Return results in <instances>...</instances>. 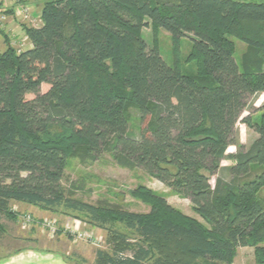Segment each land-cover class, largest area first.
<instances>
[{"label":"trees","instance_id":"trees-1","mask_svg":"<svg viewBox=\"0 0 264 264\" xmlns=\"http://www.w3.org/2000/svg\"><path fill=\"white\" fill-rule=\"evenodd\" d=\"M37 1L41 24H22L29 48L17 50L0 30V239L2 216L16 219L18 202L106 230L107 248L90 264H230L239 247L264 262V111L240 119L264 93V0ZM149 26L175 43L189 37L197 72L148 47ZM228 36L247 47L240 63ZM131 106L147 120L138 135ZM238 121L257 133L246 150ZM104 152L189 199L206 224L143 186L133 195L147 213L68 195V158Z\"/></svg>","mask_w":264,"mask_h":264},{"label":"rangeland","instance_id":"rangeland-1","mask_svg":"<svg viewBox=\"0 0 264 264\" xmlns=\"http://www.w3.org/2000/svg\"><path fill=\"white\" fill-rule=\"evenodd\" d=\"M32 1H36L38 6L35 4V7L40 10L41 2ZM7 2L9 5L11 4L10 0H7ZM0 8H2V3H0ZM12 19H9V21L19 23L17 22L18 19ZM25 25L32 26V23L26 21ZM34 25H40L38 18L35 20ZM2 37L0 34V49L4 46ZM142 37L148 47L157 46L167 64H176L183 73L192 74L197 72L196 61L190 57L192 54V41L189 37L181 38L178 43H175L168 32L163 29H153L150 26L142 29ZM228 38L233 46L234 57L240 63L247 47L235 37L228 36ZM18 41L13 46L17 49L24 48L23 41L25 42L27 39L20 36ZM47 88L48 86L44 85L42 90L45 91ZM249 106H251L248 108L249 110L244 111L240 119L246 116L248 112H251L252 118L255 119L264 111V93L251 99ZM127 114L130 132L138 135L140 125L144 128L147 120L140 124L138 113L132 106L128 108ZM235 128L244 149H248L257 137V133L240 121L237 122ZM236 150L235 146H229L227 152H235ZM233 164L234 161L230 159H224L221 162L222 166ZM220 175L227 176V172L221 171ZM214 181L215 177H212V186ZM61 183L68 195L84 202L91 204L110 203L131 212L147 213L150 210V205L133 195L136 188L143 186L164 197L171 206L182 213L206 224L194 211L189 199L175 194L163 183L140 168L127 169L120 167L107 152L101 154L96 160L84 163L78 157L70 156ZM258 197L264 202V187L259 191ZM10 210L15 214L16 219L12 220L2 216L1 222L5 225L6 230L0 239V260L12 252L29 248L57 254L68 264H79L81 258H84L90 264L97 249L107 248V231L93 227L82 219L75 217L73 213L50 212L18 202H12ZM118 227L120 226L118 225ZM230 264H264V262H259L256 259L253 247H239Z\"/></svg>","mask_w":264,"mask_h":264},{"label":"crops","instance_id":"crops-1","mask_svg":"<svg viewBox=\"0 0 264 264\" xmlns=\"http://www.w3.org/2000/svg\"><path fill=\"white\" fill-rule=\"evenodd\" d=\"M10 1H11L10 5H12L13 8L18 4H29L32 7V15L33 16L40 15L39 8L35 7V4L38 6L36 1L35 2L32 0H10ZM3 4L9 5L7 0L3 1ZM9 19H12L11 15L9 16ZM9 19H7L8 22L6 21V23L2 25L1 31L3 32L4 35H6V37H8L10 45L13 46L14 43L17 44L19 42L18 38L20 36L21 38H25L26 35L21 26V24L23 23H21L19 20H17V22L19 23H14L12 21L13 19L10 21ZM23 45H25L23 49L29 48L31 46L28 39L25 42L23 41ZM4 49H5V42H4V46H2V48L0 49L1 50L0 52H2ZM0 264H68V263H66L63 260V258L58 256L57 254H53L51 252H42L28 248L25 250L12 252L5 258L1 259Z\"/></svg>","mask_w":264,"mask_h":264},{"label":"built area","instance_id":"built-area-1","mask_svg":"<svg viewBox=\"0 0 264 264\" xmlns=\"http://www.w3.org/2000/svg\"><path fill=\"white\" fill-rule=\"evenodd\" d=\"M0 3L3 4V1L1 2V0H0ZM9 9H12V12L6 13L7 10H9ZM6 14L11 15L12 18H14V19L16 18L21 23H24V24H26V21H28V22L32 23L33 27H37L34 25V22L37 18H38V21L41 23L40 15L39 16H33L32 15V7L29 4H18L14 8L12 5L9 6V5L3 4L2 8H0V30L2 28V24L4 23V21L9 19V16L7 15L8 16L7 17ZM25 39H28V38L25 36ZM22 49L23 48H19L17 50H22Z\"/></svg>","mask_w":264,"mask_h":264}]
</instances>
